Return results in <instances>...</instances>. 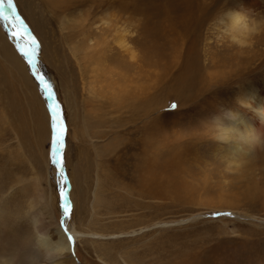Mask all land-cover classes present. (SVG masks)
Returning <instances> with one entry per match:
<instances>
[{
    "label": "rangeland",
    "instance_id": "1",
    "mask_svg": "<svg viewBox=\"0 0 264 264\" xmlns=\"http://www.w3.org/2000/svg\"><path fill=\"white\" fill-rule=\"evenodd\" d=\"M12 2L24 26H17L15 32L29 49L30 38L37 41L36 67L52 86L64 119L63 156L68 181L65 188L72 208L66 224L61 226V178L49 162L48 107L26 60L20 59L8 42L0 20L1 248H20V252L29 249L27 242L36 239L29 218L39 216L42 202L58 227L67 225L82 235L79 240L70 241L66 253L75 264H264V167L256 172L258 186L248 185V169L239 170V174L232 167V160L225 156L227 145L210 135L202 136L201 129L210 128L211 115L209 121L200 116L199 122L192 116L191 104L177 110L165 85L164 66L178 60L177 54L188 57L189 48L193 47L202 63H206L204 59L217 55L221 44H231L213 28L214 21L208 20L201 30L188 33L182 12L185 0ZM218 7H213L209 17ZM61 9L66 11L63 15L59 13ZM101 18L136 26L132 30L138 36L133 34L132 40L139 57L146 56L141 58L144 67L141 63V69L129 68L131 62L120 60L115 52L109 53L115 56L114 60L102 64V73L95 79L92 71L85 68L89 63L83 62L84 68L78 66L73 54L76 47L83 44L82 47L92 46L97 51L94 37L102 33L91 27L89 38L82 39L76 28L78 22L83 21L79 25L81 31L89 26L85 24L97 23ZM245 54L239 56L249 58L250 53ZM88 68L93 70L95 66ZM93 80L99 84L95 91ZM150 87L153 91L148 90ZM232 89L217 90L216 102L230 103ZM142 90L156 94L153 104ZM125 91H131L129 102ZM121 102L134 103L130 106L134 110L128 111ZM148 104L163 109L149 116ZM259 132L263 138L264 125ZM138 142L141 147L143 144L150 148L142 147L145 157H155L165 166L155 178V186L150 184L140 190L132 175ZM254 147L260 150L257 144ZM173 161L174 167H166ZM94 193L97 200L93 199ZM31 201L36 205L33 209L28 207ZM214 213L229 215L214 218ZM67 233L66 238L70 236ZM52 258L47 256L40 264L57 261Z\"/></svg>",
    "mask_w": 264,
    "mask_h": 264
},
{
    "label": "bare ground",
    "instance_id": "2",
    "mask_svg": "<svg viewBox=\"0 0 264 264\" xmlns=\"http://www.w3.org/2000/svg\"><path fill=\"white\" fill-rule=\"evenodd\" d=\"M260 1H262V3H260ZM260 1L185 0L182 12L184 13V16H186L184 19L186 26L185 24L183 26L186 27L187 31H189L188 33L193 34L195 29L201 30L203 25L208 23V20L212 22L214 21L213 28L220 31L221 38L226 39V41L231 44H221L220 51L217 53L219 58L217 59V55L213 54V56H209L208 59H204L206 63H202L203 61H201L198 55H196L193 47H190L188 57L184 56L185 58L187 57L186 59L184 57L182 58L180 53L179 55L177 54V57H179L178 60L174 61L171 66H166L165 64L163 71L166 75L164 78L166 80L165 85L168 87V93L175 99V106L177 110H182V108L187 106V104H191L190 111H194L192 116H195L199 122L200 116L202 117L201 119L209 121L208 117L211 115L210 128L203 127L201 129L202 136L204 137L210 135L212 136L211 139H215V141H218L219 143L221 142L226 144L228 147V151L225 154L226 158L232 160L230 163L232 164V167H236L238 169L239 174V170L248 169L245 170L246 172H249L245 181L248 185L254 187L258 186L257 184L259 183V174H256V172L262 169L260 166L264 167V137L261 138V134H259L261 125H264V74L262 73L264 72V0ZM221 2L223 4H220ZM215 5H218L219 7L216 9L215 13L209 17V13L210 11H213L212 9ZM63 12L66 11L61 9L59 11L60 15H63ZM168 15L169 14H167V17H169ZM1 21L5 25L8 42L13 45V48L16 50L19 58L23 61L26 60L27 63V57L22 55L23 51L30 50L27 42L22 41L17 34L15 36L13 35V31H15V29L12 24L4 20ZM82 22L83 21H79V25ZM79 25L76 28L78 29V35L83 37L82 39L89 38L88 32L91 27L93 31H96V33L98 32V29L102 30H99L102 32L99 37H94L95 41L93 43L95 44V47H98L97 51H95L92 46L88 47L87 45L82 47V44L81 46H77L75 53H73L76 54V56H73L75 61H78L77 64L79 67H83V62L87 65L89 63L87 67H85L86 64L84 67L87 68V70L92 71L94 79L97 77L98 73L101 72L102 64H106L108 59L112 60L115 56H120L119 59L122 61L127 60V63L131 62V64H129V68L134 70L141 69L142 65L140 66V64L144 63L141 58L144 59L146 56L143 55L142 57H139L136 46H134L135 43L132 40V36L134 37L133 34L136 35L137 32L135 29L132 30V27L136 28L135 25H127L123 23L119 24L118 22H112L105 18H101L97 23L92 22L91 24H85V26H89L83 27L81 31L79 29ZM92 25L95 26L93 27ZM101 27H105V29ZM186 33L183 34L185 35ZM194 36L195 34L190 37ZM184 38L186 39V37ZM191 42L194 41L191 40ZM246 52L250 53V56H248L249 58L239 56V54L242 55ZM109 53H111V55L114 54L115 56L112 57ZM27 66L29 73L32 74V69L28 63ZM90 66H95V69L92 70L88 68ZM201 66H203V68H201ZM201 69L205 71L204 74L201 73ZM172 70H174L173 73ZM139 71H137V74ZM212 71L214 72L211 73ZM89 73L91 74V72ZM261 73L263 74L262 76ZM154 76H158V74ZM33 78L42 91V87L39 85L36 78L34 76ZM108 81L110 82L109 79ZM125 85L127 87L129 84L126 82ZM93 86L94 90H92L95 91L96 86L98 87L99 84L95 82ZM228 87L233 88L231 93L233 94L232 98L230 97L228 100L230 103L218 104L216 99H214L216 98L214 95L215 92L221 88L224 89ZM134 90L136 91L137 88ZM148 90L153 91V87L148 88ZM125 92L126 93H123L128 98L127 100L129 102V95L130 97L132 95L130 93L131 91ZM138 93L141 94V90H139L137 94ZM142 93V95L148 97L149 103L152 102L154 95H156L155 93L153 96V93L145 94L146 91L144 90H142ZM135 94L136 93H134V95ZM42 95L45 99L43 92ZM139 97L137 98L139 99ZM134 99L136 98L134 97ZM127 100L124 99V101ZM146 100H144V102ZM49 103H51V101H46V105ZM133 105L134 103L128 104L127 102L123 104V106H126L125 108H127L128 111L134 110L130 108V106ZM154 105L156 106L157 104ZM137 106L139 105L137 104ZM151 106L146 109L147 115L149 116H152L157 112L159 113V111L163 109L162 106ZM242 117H245L246 119H243ZM150 142L152 141L150 140ZM135 144V147L138 146V149L137 153L133 156L134 158H132L134 160V164L132 165V175H135L134 179L136 180V183H138L139 190L147 189L150 184H154L155 178L157 175H160L159 171L163 170L165 166L159 164L155 160V157L152 159H150V157H145L146 154L142 150V147L145 150H150L147 145L145 146L142 144L141 147L139 142ZM255 144H257L260 150L254 147ZM261 148L263 151H261ZM172 164H174V161L166 167H174ZM96 193L93 195L94 200H97ZM41 203L42 202H40V206L43 208H40L41 210L40 214H38L39 216L33 215L29 218L31 227L35 230L36 239H28L29 242H27V244L30 246L29 249L23 251L21 250L20 252L18 250L20 248L10 250L2 249L1 246H3V240L0 237V264H40L45 258H47V256L53 257L52 259L57 258V261L53 264H75L72 261L71 255L66 253L68 245H70V241H77L82 238V235L74 232V229L69 230L67 225H65L64 228L58 227L54 223L49 209L44 206V203H42V205ZM231 205L234 204L231 203ZM35 206V202L31 201L28 207L29 209H33ZM229 208L231 207L229 206ZM233 209H235V207ZM241 217L242 216H238L240 220L242 219ZM245 217L246 216H243V219L249 221V219ZM261 224L263 223L261 222ZM62 225L63 224H61V226ZM66 232L70 235L67 236V238L65 237ZM120 234L122 235L124 232L122 231Z\"/></svg>",
    "mask_w": 264,
    "mask_h": 264
},
{
    "label": "snow or ice",
    "instance_id": "3",
    "mask_svg": "<svg viewBox=\"0 0 264 264\" xmlns=\"http://www.w3.org/2000/svg\"><path fill=\"white\" fill-rule=\"evenodd\" d=\"M11 13V17L8 15ZM0 20H4L13 25L14 29L18 26L23 28V23L20 20V17L16 14L14 5L12 0H0ZM26 32V29H25ZM17 33L13 31V35L15 36ZM30 50L23 51L22 55L27 57V63L32 69V74L38 81L39 85L42 87L43 92L46 98L51 101L47 105L49 113H50V130H51V140H50V148H49V162L53 166L56 174L61 178L58 181L60 185L59 188V199L62 201L60 207L64 210L61 222L62 224H66V219L70 217L72 205L67 202L68 197L66 196V192L68 191L65 188V185L68 183L66 179L65 173V164H64V156L63 150L65 148V135H66V127L64 123V119L61 113V109L59 104L56 101V97L53 93L52 86L46 81L43 75H40L38 69L36 67V50L38 47L37 41L35 38H30ZM221 215H229L228 213H214L213 217H219Z\"/></svg>",
    "mask_w": 264,
    "mask_h": 264
},
{
    "label": "water",
    "instance_id": "4",
    "mask_svg": "<svg viewBox=\"0 0 264 264\" xmlns=\"http://www.w3.org/2000/svg\"><path fill=\"white\" fill-rule=\"evenodd\" d=\"M42 92H43V89H42ZM43 94H44V92H43ZM44 97H45L46 101L49 102V100L46 98L45 94H44ZM28 236H30V235L28 234Z\"/></svg>",
    "mask_w": 264,
    "mask_h": 264
}]
</instances>
